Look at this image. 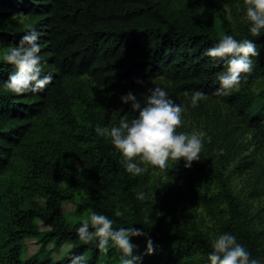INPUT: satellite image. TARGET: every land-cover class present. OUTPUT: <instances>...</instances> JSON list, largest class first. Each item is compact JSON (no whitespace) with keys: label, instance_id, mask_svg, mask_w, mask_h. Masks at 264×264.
<instances>
[{"label":"trees","instance_id":"16d2710c","mask_svg":"<svg viewBox=\"0 0 264 264\" xmlns=\"http://www.w3.org/2000/svg\"><path fill=\"white\" fill-rule=\"evenodd\" d=\"M224 2L234 18L215 0H0V20L7 19L0 25V48L7 50L37 28L43 33V69L54 75L42 92L11 93L2 82L14 69L0 60V264H68L69 252L82 253L88 264H120L116 247L110 245L105 253L95 241L80 240L76 228L83 220L69 222L59 209L66 200L78 210L106 213L116 221L114 227L144 229V235L131 237L141 256L138 264H207L212 241L185 230L157 192V205L147 212V171L128 172L121 152L109 136L95 132V125L110 129L111 109L118 119L132 118L131 102H123L122 94L132 90L142 99L154 80L163 78L174 93L202 89L206 96L223 99L246 126L264 136V34L249 32L245 0ZM225 33L255 40L259 55L253 57V70L241 74L238 87L217 95L215 78L226 65L205 51ZM165 172L191 189L203 185L208 172L224 178L199 159L186 166L183 157ZM138 191L145 192L144 199ZM200 195L209 206L226 202L220 232H233L262 258L253 229L225 182L220 190ZM117 210L123 215L117 216ZM30 235H41L43 248L49 243L70 247L58 258L49 250L23 258Z\"/></svg>","mask_w":264,"mask_h":264},{"label":"clouds","instance_id":"9594fccd","mask_svg":"<svg viewBox=\"0 0 264 264\" xmlns=\"http://www.w3.org/2000/svg\"><path fill=\"white\" fill-rule=\"evenodd\" d=\"M40 2L41 0H35V3ZM245 16L252 36L264 34V0H245ZM42 37L43 33L39 29L32 28L0 55V60L10 63L14 69L2 82V86L11 93L42 92L53 81V73L43 69L40 55ZM205 54L220 58L226 65L225 70L217 73L215 79L219 86L214 89L215 94L226 95L239 86L242 73L253 70V57L259 55V47L248 36L237 38L231 33H225L213 46L206 49ZM137 80L142 82L140 78ZM206 95L202 89L194 90L190 94L191 104L197 105ZM142 96V99L139 98L132 90L121 96L123 102H131V109L135 112L132 118L124 115L110 129H106L101 123L95 125V132L101 136H109L111 143L121 152L126 170L135 175L144 171L140 162L166 169L170 158L176 162L183 157L186 166L199 159L206 130L177 131V126L183 122L184 105L178 103L159 84L148 87ZM136 195L144 199L145 192L138 191ZM116 215L123 213L117 210ZM115 223L106 213L92 211L79 224L76 232L80 240L95 241L105 253L109 251L110 245L116 247L121 253L120 264H138L141 256L134 252L138 245L131 237L144 235V229L132 225L114 227ZM211 247L207 264H264V258L253 256L231 231L218 233L212 240ZM153 250V241L149 236L147 251ZM68 254L71 256L68 264H88V258L82 253Z\"/></svg>","mask_w":264,"mask_h":264},{"label":"rangeland","instance_id":"374dc122","mask_svg":"<svg viewBox=\"0 0 264 264\" xmlns=\"http://www.w3.org/2000/svg\"><path fill=\"white\" fill-rule=\"evenodd\" d=\"M215 1L223 6L229 18H234L230 6L224 0ZM18 19L23 17L18 16ZM6 22L7 19H1L0 25H6ZM3 51L0 48V55ZM154 83L165 87L178 103L184 105L183 122L177 126L178 131L206 130L199 160L220 170L224 178L222 180L208 172L203 185L191 189L187 183L168 177L165 169L140 162L144 171H147V186L151 195L147 212L157 205V192L167 200L185 230L199 232L212 241L227 219V204L206 205L200 194L220 190L224 181L235 196L243 217L253 229L259 253L264 258V136L260 131L246 126L234 108L221 98L206 96L193 106L191 93L172 92L169 82L163 78L155 79ZM260 88L261 84H258L253 90L257 92ZM109 119L114 124L120 120L112 109ZM174 163L177 161L170 158L168 165ZM39 200L43 201L41 198ZM59 209L66 220L72 223L88 218L92 212L91 209L78 210L70 200L63 201ZM37 225L41 232L47 229L40 220H37ZM40 236L30 235L24 239L23 258L39 250H49L52 257L58 258L70 247L68 243L61 246L49 243L43 248Z\"/></svg>","mask_w":264,"mask_h":264}]
</instances>
